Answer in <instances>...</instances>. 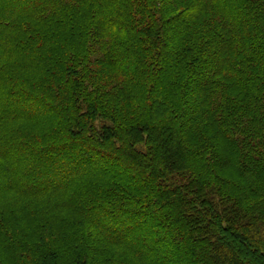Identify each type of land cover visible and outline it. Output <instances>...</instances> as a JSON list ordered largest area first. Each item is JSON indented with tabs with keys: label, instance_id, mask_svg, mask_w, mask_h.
I'll return each instance as SVG.
<instances>
[{
	"label": "trees",
	"instance_id": "trees-1",
	"mask_svg": "<svg viewBox=\"0 0 264 264\" xmlns=\"http://www.w3.org/2000/svg\"><path fill=\"white\" fill-rule=\"evenodd\" d=\"M0 264H264V0H0Z\"/></svg>",
	"mask_w": 264,
	"mask_h": 264
}]
</instances>
